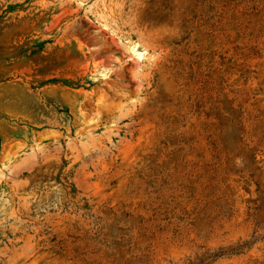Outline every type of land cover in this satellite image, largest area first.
I'll list each match as a JSON object with an SVG mask.
<instances>
[{
	"label": "rangeland",
	"instance_id": "rangeland-1",
	"mask_svg": "<svg viewBox=\"0 0 264 264\" xmlns=\"http://www.w3.org/2000/svg\"><path fill=\"white\" fill-rule=\"evenodd\" d=\"M0 264H264V0H0Z\"/></svg>",
	"mask_w": 264,
	"mask_h": 264
}]
</instances>
